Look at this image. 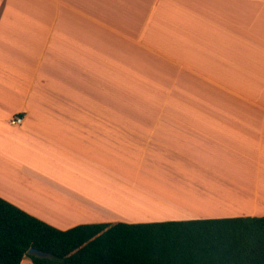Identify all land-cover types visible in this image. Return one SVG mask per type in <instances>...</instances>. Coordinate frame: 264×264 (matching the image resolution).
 Here are the masks:
<instances>
[{
	"label": "crops",
	"instance_id": "crops-1",
	"mask_svg": "<svg viewBox=\"0 0 264 264\" xmlns=\"http://www.w3.org/2000/svg\"><path fill=\"white\" fill-rule=\"evenodd\" d=\"M242 180L264 0H0V197L60 229L264 215Z\"/></svg>",
	"mask_w": 264,
	"mask_h": 264
},
{
	"label": "trees",
	"instance_id": "trees-1",
	"mask_svg": "<svg viewBox=\"0 0 264 264\" xmlns=\"http://www.w3.org/2000/svg\"><path fill=\"white\" fill-rule=\"evenodd\" d=\"M30 247L46 253L35 256ZM264 264V215L57 228L0 197V264Z\"/></svg>",
	"mask_w": 264,
	"mask_h": 264
},
{
	"label": "water",
	"instance_id": "water-1",
	"mask_svg": "<svg viewBox=\"0 0 264 264\" xmlns=\"http://www.w3.org/2000/svg\"><path fill=\"white\" fill-rule=\"evenodd\" d=\"M28 253L33 254L35 256H46V253L44 251H41V250L34 248V247H30L28 249Z\"/></svg>",
	"mask_w": 264,
	"mask_h": 264
},
{
	"label": "bare ground",
	"instance_id": "bare-ground-1",
	"mask_svg": "<svg viewBox=\"0 0 264 264\" xmlns=\"http://www.w3.org/2000/svg\"><path fill=\"white\" fill-rule=\"evenodd\" d=\"M241 179H243V178H241ZM238 180V179H237ZM245 181V180H244ZM243 180H242V182L243 183H245V184H247V182H244ZM239 182H241V181H238V184H239ZM236 183V182H235ZM240 185H242V183L240 184ZM248 186H246V185H242V186H245L247 189L250 187L251 189H255V190H259V191H262L264 188L263 187H257V185L256 184H254L255 186H252V184H247Z\"/></svg>",
	"mask_w": 264,
	"mask_h": 264
},
{
	"label": "built area",
	"instance_id": "built-area-1",
	"mask_svg": "<svg viewBox=\"0 0 264 264\" xmlns=\"http://www.w3.org/2000/svg\"><path fill=\"white\" fill-rule=\"evenodd\" d=\"M21 120H22V118L20 116H16V117H14L13 122L16 124H19L21 122Z\"/></svg>",
	"mask_w": 264,
	"mask_h": 264
},
{
	"label": "rangeland",
	"instance_id": "rangeland-1",
	"mask_svg": "<svg viewBox=\"0 0 264 264\" xmlns=\"http://www.w3.org/2000/svg\"><path fill=\"white\" fill-rule=\"evenodd\" d=\"M26 258H24V260H25Z\"/></svg>",
	"mask_w": 264,
	"mask_h": 264
}]
</instances>
